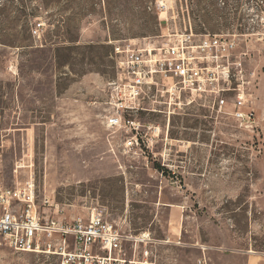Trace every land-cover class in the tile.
Returning <instances> with one entry per match:
<instances>
[{
    "label": "rangeland",
    "instance_id": "1",
    "mask_svg": "<svg viewBox=\"0 0 264 264\" xmlns=\"http://www.w3.org/2000/svg\"><path fill=\"white\" fill-rule=\"evenodd\" d=\"M189 30L234 34L248 52L257 127L165 94L133 114L159 137L128 151L129 134L105 122L126 49ZM28 180L38 206L102 212L128 257L264 264V0H0V186ZM142 235L153 242L136 247ZM0 264L58 260L0 246Z\"/></svg>",
    "mask_w": 264,
    "mask_h": 264
},
{
    "label": "built area",
    "instance_id": "2",
    "mask_svg": "<svg viewBox=\"0 0 264 264\" xmlns=\"http://www.w3.org/2000/svg\"><path fill=\"white\" fill-rule=\"evenodd\" d=\"M42 24L32 28L33 35ZM233 35L189 30L171 34L159 44L126 49L118 76L109 83L110 112L105 122L129 134L123 143L128 151L149 148L157 140L160 127L145 126L133 114L158 111L157 105L167 102L161 97L167 94L170 105L182 97L189 103L202 100L239 129L257 127L253 102L257 73L249 68V54L238 50ZM40 206L30 180L16 187L0 186V246L52 256L58 264H157L148 248L139 256H126L125 236L97 209L67 218L49 198ZM134 242L137 247L153 240L142 235Z\"/></svg>",
    "mask_w": 264,
    "mask_h": 264
}]
</instances>
